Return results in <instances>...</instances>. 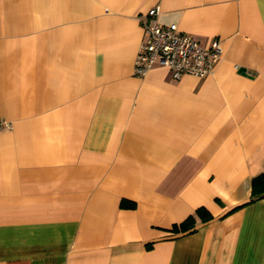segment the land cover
I'll return each instance as SVG.
<instances>
[{
	"label": "crops",
	"instance_id": "0c3cea01",
	"mask_svg": "<svg viewBox=\"0 0 264 264\" xmlns=\"http://www.w3.org/2000/svg\"><path fill=\"white\" fill-rule=\"evenodd\" d=\"M154 8L211 76H134ZM0 121V264H264V0H0Z\"/></svg>",
	"mask_w": 264,
	"mask_h": 264
},
{
	"label": "built area",
	"instance_id": "2783aa9c",
	"mask_svg": "<svg viewBox=\"0 0 264 264\" xmlns=\"http://www.w3.org/2000/svg\"><path fill=\"white\" fill-rule=\"evenodd\" d=\"M157 13V8L151 9L142 25L143 41L134 60V76L143 78L155 66L167 68L173 79L211 76L222 59L220 41L213 39L208 47H203L176 25L157 23ZM10 128V123L0 121V131Z\"/></svg>",
	"mask_w": 264,
	"mask_h": 264
},
{
	"label": "trees",
	"instance_id": "16d2710c",
	"mask_svg": "<svg viewBox=\"0 0 264 264\" xmlns=\"http://www.w3.org/2000/svg\"><path fill=\"white\" fill-rule=\"evenodd\" d=\"M264 199V172L257 175L251 180L250 201ZM124 207H133V203L122 202ZM196 219L201 222L210 219V215L203 208H198L193 215L188 216L179 224L173 225L171 231L174 233H185L192 230L195 226Z\"/></svg>",
	"mask_w": 264,
	"mask_h": 264
}]
</instances>
